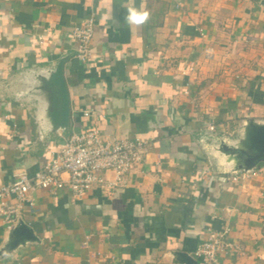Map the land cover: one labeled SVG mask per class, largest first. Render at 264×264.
I'll use <instances>...</instances> for the list:
<instances>
[{"label":"crops","instance_id":"0c3cea01","mask_svg":"<svg viewBox=\"0 0 264 264\" xmlns=\"http://www.w3.org/2000/svg\"><path fill=\"white\" fill-rule=\"evenodd\" d=\"M129 9L147 22L129 23ZM89 16L82 62L71 30ZM263 122L264 0H0V183L38 169L72 130L147 143L120 185L33 191L20 217L33 240L2 250L0 216V264H195L186 255L208 229L237 246L221 260L264 264V160L238 168Z\"/></svg>","mask_w":264,"mask_h":264},{"label":"built area","instance_id":"2783aa9c","mask_svg":"<svg viewBox=\"0 0 264 264\" xmlns=\"http://www.w3.org/2000/svg\"><path fill=\"white\" fill-rule=\"evenodd\" d=\"M93 31V16L85 18L71 30V37L76 43L75 57L82 62L91 54ZM198 31L203 34L202 28ZM38 39L42 43L41 35ZM211 55V48H207L205 56ZM89 113V110L82 112L84 116ZM214 128L213 123H207L208 130ZM146 151L147 143L140 137L102 135L96 128L72 130L61 147L38 169L33 172L19 169L10 181L0 183V216L5 222V228L9 229L23 211L34 208L31 193L36 189H47L50 192L66 189L75 198L85 195L95 185L110 189L123 183L124 174L142 159ZM108 171L112 173L111 178L104 175ZM246 175V172L242 173L243 177ZM237 178V175L233 176V179ZM226 234L227 230L208 229L205 238L193 249V257L200 264H233L229 260L220 259V253L237 248Z\"/></svg>","mask_w":264,"mask_h":264},{"label":"water","instance_id":"95a60500","mask_svg":"<svg viewBox=\"0 0 264 264\" xmlns=\"http://www.w3.org/2000/svg\"><path fill=\"white\" fill-rule=\"evenodd\" d=\"M54 84L58 87L60 92L59 101V116L63 124L67 123L69 115V99L64 79L62 77L61 63L56 68L54 75ZM248 146L252 151L244 152L246 155L242 159L243 162L238 165L243 171L250 170L257 162L264 160V122L257 125V128H252V131L243 143ZM225 149L231 150L230 147L224 146ZM35 236L32 229L21 219H17L13 225L7 229V241L2 250H11L24 241L33 240ZM189 261L199 264L197 259L186 255Z\"/></svg>","mask_w":264,"mask_h":264},{"label":"clouds","instance_id":"9594fccd","mask_svg":"<svg viewBox=\"0 0 264 264\" xmlns=\"http://www.w3.org/2000/svg\"><path fill=\"white\" fill-rule=\"evenodd\" d=\"M149 14L145 12H137L135 9L128 10V16L126 17L129 23H135L136 25H142L147 22Z\"/></svg>","mask_w":264,"mask_h":264}]
</instances>
